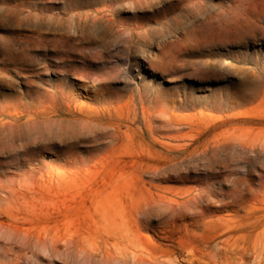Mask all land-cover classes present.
Listing matches in <instances>:
<instances>
[{
    "label": "rangeland",
    "instance_id": "1",
    "mask_svg": "<svg viewBox=\"0 0 264 264\" xmlns=\"http://www.w3.org/2000/svg\"><path fill=\"white\" fill-rule=\"evenodd\" d=\"M67 1L0 0V264H264V224L222 236L246 237L244 257L204 243L263 213L264 147L206 143L264 142V0H125L134 35L104 32L100 0ZM60 86L78 114L49 119ZM191 188L204 211L134 215L139 195Z\"/></svg>",
    "mask_w": 264,
    "mask_h": 264
},
{
    "label": "bare ground",
    "instance_id": "2",
    "mask_svg": "<svg viewBox=\"0 0 264 264\" xmlns=\"http://www.w3.org/2000/svg\"><path fill=\"white\" fill-rule=\"evenodd\" d=\"M122 1H125V0H105V1L100 0L99 2L101 4H104L105 8L99 9L97 15L94 16L93 20L98 21V22L104 21L106 23V26L103 28L104 32H108L109 29H118V31H122L128 28L129 29L128 31L131 32L132 35H134L138 33L139 29L142 28V25L135 23L134 27H130L129 25H126L125 23L121 22L118 19L117 17V14H119L118 5ZM234 2L236 3L230 7V11L237 12V13H244V12H248L251 10V8L254 6L255 0H234ZM64 7L65 9H68L70 7V4L68 3L67 0L65 2ZM105 11H108L109 14H105V15L100 14ZM70 44H71L70 38H64L62 36L60 37L59 40H57V46L59 49L68 47L70 46ZM101 57H104V56H101ZM149 64L152 70H154L155 72H158V70L159 71L163 70V67L159 65V63L156 64V61L153 59L149 60ZM65 91L66 89L60 86L59 88H56L52 93H50V96L47 98L46 110L48 112L49 119L56 118L57 116H59L60 110H62L63 108H66L67 111L72 112L75 115L78 114V112L75 110V107H73L74 94H72L71 92L70 94H66ZM135 93H139L141 98H145L143 91H138L136 89L133 90L132 97L136 95ZM103 96L105 97V95ZM148 118L149 119L147 120V123H149V125L153 124L155 118L153 119V117H150V116ZM122 121L126 122V125L128 127L131 126V123H129V121L126 119H120V121L115 120L114 126L116 127L117 132L119 133H120L119 125L121 123H119V125L117 123L122 122ZM228 143L242 144L247 147H259V146L264 147V142H260L258 144H249V143L239 142L235 138L228 140L227 137L224 138L222 141H216L212 143L208 142L206 143V145L207 147H210L212 145L213 146H223ZM171 153L173 152H170V154ZM136 199H137V202L134 205V215L138 221L141 220V215L145 213V210L147 208L153 207L155 204L168 205L169 207H172L175 211L178 210V212H184L188 209L193 210L197 208H199V210L201 209L202 211H204V208H205V206H203L202 204V199H204V197L201 195L200 191L196 190V188H191L182 194H176L170 197L162 196V195H155V194H151V195L142 194V195L137 196ZM262 206H263V209H262L263 213H260V214L255 212L253 206L250 210H248L249 211L248 217L250 218L248 222L242 219L239 221L237 225L231 228H228V229H225V228L221 229L215 235H213L212 238L205 240L204 243H205L206 249H209L210 247H212V249L210 250L209 256L215 260L218 257H222V256L226 257L229 254L230 255L237 254V255H240L241 257H244L246 255V251L248 250V247L246 246L247 245L246 237H240L238 239H235L234 243H232V236H228L225 238H222V236L228 233V231L233 232L236 230H247L249 233L254 232L259 226L264 224V205ZM257 208L259 207L257 206ZM199 210L197 211V213L201 211ZM197 216L198 215H196V217ZM215 239H220V240H218V242H216L214 245H211V242Z\"/></svg>",
    "mask_w": 264,
    "mask_h": 264
}]
</instances>
